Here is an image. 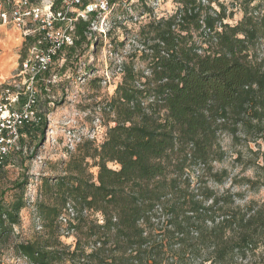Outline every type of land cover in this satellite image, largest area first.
<instances>
[{"label":"trees","instance_id":"1","mask_svg":"<svg viewBox=\"0 0 264 264\" xmlns=\"http://www.w3.org/2000/svg\"><path fill=\"white\" fill-rule=\"evenodd\" d=\"M204 1L180 0L173 15L142 27L152 40L144 54L148 73L124 65L109 104L116 124L55 183L62 207L73 210L69 226L77 230L76 246L61 253L19 243L18 252L32 264H264V201L209 184L224 185L230 177L227 169L215 170L226 156L221 133L239 143L264 139V0H232L243 12L235 25L225 22L224 2ZM107 22L112 32L117 19ZM93 23L77 21L74 44L55 61L63 56L74 62L89 45L97 48L98 32L89 36ZM47 124L41 115L38 124L22 128L18 147L0 166V183L9 164H24L25 136L43 140ZM87 158L98 167L97 180L86 175ZM232 184L258 191L264 181L243 177ZM2 195L0 239L20 223L25 207L23 192L9 203ZM95 213L102 218H89Z\"/></svg>","mask_w":264,"mask_h":264},{"label":"rangeland","instance_id":"2","mask_svg":"<svg viewBox=\"0 0 264 264\" xmlns=\"http://www.w3.org/2000/svg\"><path fill=\"white\" fill-rule=\"evenodd\" d=\"M221 2L228 6L225 22L237 24L243 17L240 7H232V0ZM117 3L111 13V18L117 19L114 30L109 32L110 25L95 28L99 32L105 30L96 35L98 47L95 48L94 43L89 45L74 62L62 56L51 67V75H58V82L52 87L46 82L45 85L40 82L36 85L38 110L40 115L47 116L48 124L43 140L25 136L27 149L24 164H9L2 174L0 195L5 191L2 196L9 203L23 192L25 207L20 213V223L0 239V264H32L18 252L17 245L21 242L50 245L61 253L65 246L71 250L75 248L78 233L69 226L73 210L70 205L62 207V197L56 196L55 183L68 173L76 161L82 159L87 147L93 152L94 147L101 145L110 127L116 124L115 112L109 104L123 80L124 65L133 64L138 71L148 73V60L144 54L151 51L148 47L152 40L141 32L142 27L154 19H167L182 6L180 0H128L125 5ZM204 3L208 4L206 0ZM212 6L219 10L217 3ZM123 14L129 16L119 22V16ZM2 30L0 87H13L17 83L14 87L22 89L21 63L28 56L30 44L19 31L11 28ZM142 80L145 81V78ZM43 85L47 86L46 89ZM88 141H92V145L87 144ZM220 143L226 156L222 162L214 163L215 170L227 169L230 177L224 185H218L213 180L209 184L219 190L231 187L233 191H246L248 199L264 201V186L258 191H247L246 185L232 184L233 179L243 177H259L260 181H264V170L259 168L264 165V139L239 143L230 133L223 132ZM93 164L94 160L89 158L84 161L87 177L97 180L98 167ZM109 166L120 168L113 162ZM26 180L24 187L17 186L16 183ZM58 210L60 215L56 217ZM93 217L102 218L99 213L89 216ZM55 264L64 262L57 260Z\"/></svg>","mask_w":264,"mask_h":264},{"label":"built area","instance_id":"3","mask_svg":"<svg viewBox=\"0 0 264 264\" xmlns=\"http://www.w3.org/2000/svg\"><path fill=\"white\" fill-rule=\"evenodd\" d=\"M114 6L113 0H0V40L3 28L31 39L28 56L21 63L22 89L14 87L17 83L0 87V166L18 147L22 128L41 121L37 82H58V75L45 73L64 47L74 44L76 22L94 19L91 37L95 28L108 25Z\"/></svg>","mask_w":264,"mask_h":264}]
</instances>
